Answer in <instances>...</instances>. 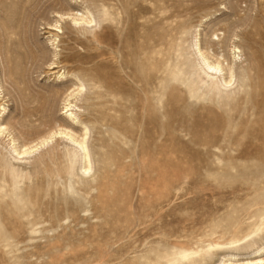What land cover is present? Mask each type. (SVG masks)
I'll return each mask as SVG.
<instances>
[{"label":"rangeland","instance_id":"374dc122","mask_svg":"<svg viewBox=\"0 0 264 264\" xmlns=\"http://www.w3.org/2000/svg\"><path fill=\"white\" fill-rule=\"evenodd\" d=\"M61 1L66 9L83 7L82 2ZM93 2L102 5L101 0L85 5ZM103 3L115 7L113 20L93 32L77 31L69 19L61 23L63 61L50 70L44 29L53 20L50 12L35 13L28 28L18 27L0 2V112L7 108L0 123L26 137L42 134L56 122L68 124L62 98L70 83L55 75L79 74L88 89L77 104L83 106L81 119L93 124L90 143L96 154L91 176L81 178L66 172L67 140L56 138L19 159L0 137V264H216L223 253L237 260L260 256L263 252L252 253L248 243L264 245V88L257 91L263 97L249 102L236 95L222 97L223 102L194 101L184 86L172 80L165 84L167 73L160 68L163 61L168 69L179 61L188 60L183 68L191 62L195 29L202 42L218 33L221 48H214L224 49L229 59L236 32L246 40L244 56L253 54L263 75L255 82L264 84V0ZM14 25L45 47L44 63L25 66L12 60L19 47ZM144 43L151 46V51L145 49L153 66V74L145 73L150 89L134 90L118 61L131 50L139 52ZM117 79L124 80L121 87ZM100 84H105L101 94L115 88L119 98H129V105L87 106L90 96L98 98ZM10 166L23 172L16 184ZM209 245L213 249L205 259Z\"/></svg>","mask_w":264,"mask_h":264},{"label":"bare ground","instance_id":"6f19581e","mask_svg":"<svg viewBox=\"0 0 264 264\" xmlns=\"http://www.w3.org/2000/svg\"><path fill=\"white\" fill-rule=\"evenodd\" d=\"M73 1L74 3L82 2L83 4L81 6L83 7L80 9L75 8V7L74 8L68 7L66 9L62 6L61 0H2L0 2L3 5L4 12L5 10H7L13 13V16L18 22V24H16L18 25V27L23 25L28 28V26L32 22V16L35 13L37 14L36 16L40 17L47 10L50 12L53 20L52 22H46V27L44 29H46L45 33L49 34L47 36L49 46L47 47H48L49 53L52 56V60L48 63V68L52 70V69L59 67L63 61L61 59V49H60V42H61L60 33H63V27L61 23L63 21L69 19L72 22V24L76 27L77 31L93 32L94 30H96V28H99L103 24V22H105L106 20H111V19L113 20V17H114V16L112 17V13H115L113 12L114 11L113 9L115 7L112 8L110 7V5L107 6L105 3H103V0H101L102 5L100 6H96L98 5L96 2H93V4L85 5V3H89V1L91 0H73ZM121 4H123V2ZM92 5H95L94 6L95 8ZM118 6H121V5H118ZM94 9H98V10L95 11ZM119 10H118V13H119ZM9 19L11 21V18ZM116 20H115V23H116ZM12 27L13 26H11V28ZM15 29H16L15 31L12 29L11 30L12 32L14 31L13 32L14 35L16 34L19 35V38L16 37V39L14 40L15 43L19 44V47L18 48L16 47L17 49L15 50L13 49L12 54H11L12 60H15V62H17L18 64H24L25 66L28 64L33 65L37 61H42L44 63V58L46 57L45 47H40L38 43L34 40L33 35H31L28 30L23 29V33L20 34L17 31L16 26H15ZM97 35L98 33L95 32V37ZM239 35L240 34L236 32L232 33L231 45L229 48L230 58L227 59L225 56L224 49L217 51L214 48V46H219L221 48L220 45L222 43V40L218 33L214 32L212 35L209 36L208 39L206 38L204 42H202L200 38L199 30L195 29L191 31V38H190L191 41L189 43L190 44L189 45V53H190L189 56L191 55L190 58L192 57L191 62L185 68H183V66L186 65L188 60H186L187 62L184 60H183L184 62L179 61L172 69L170 68L168 69L169 66L164 64V61H163L160 70H162L164 73H167L166 74L167 76L164 79H168V83H165V84H169V82H171L172 80V82L175 81L180 87L184 86L185 87L184 90L188 92L189 98L194 99V101L207 100V101H213V102H223L222 97H230V96L236 95V97L240 101L243 100L244 98H248L247 102H249L251 99L253 100L254 98L255 99L260 98V96L263 97L262 93L258 94L259 92H257L258 90L262 91V88H264L263 82H259L258 84L255 82L256 78H262L263 75L262 73H259V69L256 67V59L254 58V55L252 54L251 58L250 57L247 58L246 56H244L243 44L247 45V43H246V40L243 41L239 37ZM238 38L239 40H237ZM146 48H147V51H151V46H149L148 44L146 45V43H144L139 52H137L138 50H131L126 55L124 54L125 57L122 59V61L120 60H119L120 62L118 61V63H120L119 68L125 71L126 73L125 77L129 79V81H127L126 84L131 89H134V90L145 91V90L150 89L149 78L145 75V73L146 74L149 73V75L153 74L151 72V70L153 69V66L151 64L150 52H145ZM248 48L250 47L248 46ZM117 49H118V52L120 53L123 50L122 46L117 47ZM101 51H104V49H101ZM147 62L150 63L151 65L148 64L147 67H145L147 68V70L146 72H144L143 68L145 66V63ZM118 76H120L119 73H118ZM55 79H57L60 82L70 83L68 84V87L64 88L65 89L63 91L64 97L62 98L63 99L62 102L64 105L63 109L65 110L64 113L67 114L68 119H69L68 124H62L60 122H56L54 126H49L46 132L39 134V135L37 134V136L35 137L34 136L26 137L23 135V133H20V132H18L17 134H13V132L10 131V127L8 124L0 123V137L3 139L6 138V148H8L10 154H12L15 158H19V159H22L26 157L27 155L34 153L40 147L48 144L51 141L53 142V140L56 138L65 139L68 141L66 142L67 144L64 150L67 156L66 157L67 164L65 166L67 174L78 175L81 178H88L91 176V173L94 170L95 159H96V157L94 159V155L96 154H94L93 148L90 143V138L92 137L91 130L93 128V124H91V122L81 119L82 115L80 116L79 112L81 111L80 109L83 108V106L77 104V101H80L83 97L87 95L85 92L88 89V84L79 76V74L69 73L65 71L64 72L58 71L57 74L55 75ZM118 79H117L116 84H118V86L121 87L124 84V80L120 81ZM162 80H163V77H161V81ZM105 82H106V79H105ZM165 84L163 83L162 85H165ZM104 85L105 84H100L96 88L95 93H98V94L100 93V94L98 95V98L96 97V99L93 96H90L92 101L87 102L86 103L87 106L96 107L97 105L103 106L106 104L107 105L111 104L115 108H120V107H125L126 105H129L128 104L129 98H127L126 96H122L119 98L118 94L116 93V90H114L115 88L113 90L112 89L108 90L106 94L102 93L103 94L102 95L100 91L102 87H105ZM107 86L109 87V83L107 84ZM253 87L255 88V90H252ZM0 89L1 90L3 89L1 82H0ZM55 92H56L55 94H57L59 91L57 92L56 90ZM1 95H2V91H0V96ZM103 96H109V98L105 102L99 103L98 101L99 97H103ZM238 99L236 100L238 101ZM237 101H234V103ZM224 102H229V100L224 101ZM6 110L7 108L3 106L2 111L0 112V119L2 115L6 112ZM91 114H93V112ZM96 127L98 128V126ZM99 130H102V128ZM98 132L102 133V131H98ZM102 139L104 138L100 137V139L98 140L102 141ZM104 140L102 142H104ZM52 146L50 147V149L52 148L51 150L55 148V146L54 148ZM99 146H103V144L100 143ZM8 171L10 173V176L13 178L16 184L17 181H15V179L22 175L23 173L22 170L17 169L15 166L12 168L10 166V169H8ZM72 186L73 185H71L70 187L72 188ZM75 191L76 190H74V192ZM244 237L246 238V236ZM248 248L251 249L252 253H255L258 255V253L263 252V254H261L260 256L254 259L252 258V259H247V260L245 259L237 260L235 259L234 255L223 253L219 256L217 261L215 260L216 264H264V245L259 246L257 242L250 241L248 243ZM212 249H213V245H209L207 250L204 251L203 254H204L205 259H207V257L208 258L210 257L211 255L210 253L212 252ZM199 254H202V253H199Z\"/></svg>","mask_w":264,"mask_h":264}]
</instances>
